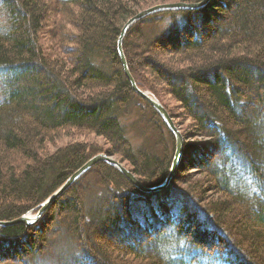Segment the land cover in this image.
<instances>
[{
	"label": "trees",
	"instance_id": "1",
	"mask_svg": "<svg viewBox=\"0 0 264 264\" xmlns=\"http://www.w3.org/2000/svg\"><path fill=\"white\" fill-rule=\"evenodd\" d=\"M167 2L0 0V221L38 212L101 153L83 142L45 151L64 130L104 137L102 153L144 186L164 183L176 137L134 90L118 40ZM124 52L138 86L175 120L168 92L190 121L170 184L144 192L98 162L37 223L0 227V264H264V0L152 14Z\"/></svg>",
	"mask_w": 264,
	"mask_h": 264
},
{
	"label": "water",
	"instance_id": "2",
	"mask_svg": "<svg viewBox=\"0 0 264 264\" xmlns=\"http://www.w3.org/2000/svg\"><path fill=\"white\" fill-rule=\"evenodd\" d=\"M211 0H203L198 3H186V2H167V3H161L156 4L154 6H151L147 9L139 11L135 16L130 18L123 26L119 40H118V50L121 57L122 64L125 69V73L129 80L132 83V86L134 90L144 99H146L152 107L156 110V112L162 117L164 122L167 124V126L170 128V130L173 132V134L176 137L177 142V148L175 153V158L173 161V164L171 166V169L167 175L166 180L164 183L158 186L154 187H146L144 186L139 179L135 176V174L127 168L121 160L115 159L113 156H109L105 153H100L95 155L93 158H91L86 164H84L79 170H77L73 175L69 177V179L52 195L50 196L43 204L41 205V208L39 211L35 214V216H31L32 214H27L20 216L16 219L9 220V221H0V227L5 226H11L17 223H23L27 225L35 224L42 216V214L46 211V209L55 201L57 198H59L66 190H68L69 187H71L78 179H80L86 172H88L94 165H96L98 162L104 161L115 168H117L122 174L126 176V178L138 189L144 192H153L162 190L163 188L167 187L174 174L176 173L179 162L181 159V156L183 154L184 150V136L175 123L174 118L170 115L167 108L163 105L161 101H159L157 98H155L150 91L141 89L135 78L133 77L129 64L124 52V39L129 31V29L132 27L133 24H135L137 21L142 20L143 18L150 16L152 14L161 13V12H170V11H183V10H195L199 9L201 7L206 6Z\"/></svg>",
	"mask_w": 264,
	"mask_h": 264
},
{
	"label": "rangeland",
	"instance_id": "3",
	"mask_svg": "<svg viewBox=\"0 0 264 264\" xmlns=\"http://www.w3.org/2000/svg\"><path fill=\"white\" fill-rule=\"evenodd\" d=\"M169 2H175V1L169 0ZM225 14L227 16H230L231 13L230 12H226ZM171 15L172 14H168V15L165 16L164 21H163L164 25L161 24L160 30H162V31L168 30L171 27V25H172V23L174 21V19H173V17ZM178 19H180V17ZM209 28L212 29L211 27H209ZM45 44H49V42H46ZM161 99L168 106V108L172 111V113L175 114V116H176L175 123L178 124L177 126L179 127L181 132L182 133L185 132V131L192 132L193 130H190V128H189L190 127V121L187 120V117H184V116L180 117V114L183 112V109H182L180 103L177 100H175L172 97V95H170L166 91L162 92ZM58 134H60L59 137H57L54 140H52L53 142L45 144V151L47 150L49 153H53L58 148L64 147V146H66L68 144H71V143H74V142H83V143H87L88 145H91V146H93V145L94 146H98L99 150H101V153L104 152V149H108L110 147V143L108 142L107 139H105L102 136H98V135H96L94 133H91V132L77 131V130L70 129V130H66V131L65 130L61 131ZM202 139H206V138L195 137V138L191 139L190 142L194 143V142L200 141ZM113 157L115 159L121 160V162H123V164L127 168L130 169V167H131L130 163L127 162V161H124L122 159L121 155L116 154ZM202 174H203V172L200 169L195 168V170H191L189 172V174H187V176H188L187 179H190L191 182H195V181L199 180L202 177ZM55 201H57V200H55ZM55 201L50 206H52L55 203ZM47 209H46V211H47ZM46 211L43 214H45ZM32 213L33 212L31 211L28 214H32ZM43 214H42V216H43ZM25 215H27V214H25ZM55 225H56L57 228H59L57 223ZM146 243L147 242H145L144 244H146ZM60 245L61 244H59V246ZM62 246H67V245L66 244H62Z\"/></svg>",
	"mask_w": 264,
	"mask_h": 264
},
{
	"label": "bare ground",
	"instance_id": "4",
	"mask_svg": "<svg viewBox=\"0 0 264 264\" xmlns=\"http://www.w3.org/2000/svg\"><path fill=\"white\" fill-rule=\"evenodd\" d=\"M31 216H35V214H32Z\"/></svg>",
	"mask_w": 264,
	"mask_h": 264
},
{
	"label": "snow or ice",
	"instance_id": "5",
	"mask_svg": "<svg viewBox=\"0 0 264 264\" xmlns=\"http://www.w3.org/2000/svg\"><path fill=\"white\" fill-rule=\"evenodd\" d=\"M262 183H264V181H261Z\"/></svg>",
	"mask_w": 264,
	"mask_h": 264
}]
</instances>
